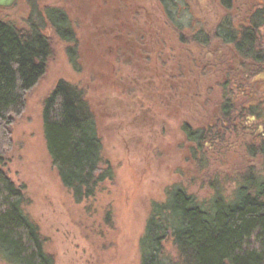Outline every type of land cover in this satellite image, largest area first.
I'll use <instances>...</instances> for the list:
<instances>
[{
  "label": "rangeland",
  "instance_id": "obj_1",
  "mask_svg": "<svg viewBox=\"0 0 264 264\" xmlns=\"http://www.w3.org/2000/svg\"><path fill=\"white\" fill-rule=\"evenodd\" d=\"M99 1L16 0L0 9V20L24 32L34 26L50 42L44 75L13 119L3 157L4 170L22 190V212L37 228L53 264H142L141 253L148 257L153 205L164 204L173 188L204 205L216 197L233 201L249 173L264 181L262 161L247 152L262 129L244 120L236 107L230 118L221 110L222 95L235 106L248 96L256 104L255 96H260L248 81L242 93L239 84L231 82L234 76L224 90L223 76L228 77L225 71L231 66L224 65L231 61L228 51L216 49L210 55L192 46L106 48V40L92 36L112 24L110 18L98 17ZM109 2L107 10H113V0ZM206 2L197 0L195 11L202 17L209 15ZM51 8L65 12L75 26L72 40L52 30ZM93 17L95 23L90 24ZM160 52L164 59L157 57ZM170 57L181 61L187 73L181 85L174 71L164 72L160 65L169 64ZM198 63H214L215 68L207 75ZM61 82L83 90L101 144V168L112 170L90 197L80 200L74 189L63 186L43 130L44 101ZM175 254L163 241L166 264L176 261ZM0 264L13 263L0 257Z\"/></svg>",
  "mask_w": 264,
  "mask_h": 264
},
{
  "label": "trees",
  "instance_id": "obj_2",
  "mask_svg": "<svg viewBox=\"0 0 264 264\" xmlns=\"http://www.w3.org/2000/svg\"><path fill=\"white\" fill-rule=\"evenodd\" d=\"M49 13L54 32L69 40L61 32V16ZM50 55L49 39L38 28L29 26L24 32L0 20V257L13 264H53L37 228L22 212V190L4 170L3 157L12 121L23 112L26 94L44 75ZM85 99L82 89L61 82L42 109L48 154L63 186L74 189L79 200L90 197L98 182L112 172L107 165L101 168V144ZM223 106L229 108L226 101ZM254 140L247 152L260 158L264 167V124L263 133ZM153 206L148 257L141 253L142 264H166L161 257L165 240L176 253L170 264H264V181L252 173L228 203L216 197L199 205L182 189L173 188L164 204Z\"/></svg>",
  "mask_w": 264,
  "mask_h": 264
},
{
  "label": "flooded vegetation",
  "instance_id": "obj_3",
  "mask_svg": "<svg viewBox=\"0 0 264 264\" xmlns=\"http://www.w3.org/2000/svg\"><path fill=\"white\" fill-rule=\"evenodd\" d=\"M145 2L147 4H144ZM113 3L114 9H108V14L109 0L99 1L98 7L102 12L98 17L110 18L112 24L102 32L92 35L97 40H106L109 44L106 48L165 50L192 46L207 51L210 55H213L216 49L228 51V61H231L224 65L231 64L227 66L228 71H225L230 79L227 81L228 77L223 76L224 90L227 84L236 82L239 84V90L245 94L242 85L248 81L253 86V91L260 96H255L256 104L251 103V96H248L246 101H240L235 106L230 99L222 95L229 108L223 106L221 110L227 108L229 113L236 107L241 117L244 116V120L258 125L262 129L260 134L263 133L264 109L261 105L264 104V99L260 98L264 97V0H207L209 15L205 17L195 11L197 0H113ZM51 10L61 16L63 33L72 36L75 26L67 14L60 9ZM92 23H95L94 17L91 18L90 24ZM52 27L53 30L55 26ZM70 40L72 39L66 41ZM71 43L73 46L77 45L75 39ZM161 52L157 57L164 59V53ZM160 65L164 72L174 71L181 85V79L187 74L181 61L170 57L169 64L161 62ZM214 66V63L196 64V67L207 72V75L214 70ZM219 86L223 90L221 85ZM174 89L168 90L173 92ZM228 113L223 115L230 118ZM184 127L188 128L186 125Z\"/></svg>",
  "mask_w": 264,
  "mask_h": 264
},
{
  "label": "water",
  "instance_id": "obj_4",
  "mask_svg": "<svg viewBox=\"0 0 264 264\" xmlns=\"http://www.w3.org/2000/svg\"><path fill=\"white\" fill-rule=\"evenodd\" d=\"M16 0H0V9H8L15 4Z\"/></svg>",
  "mask_w": 264,
  "mask_h": 264
}]
</instances>
